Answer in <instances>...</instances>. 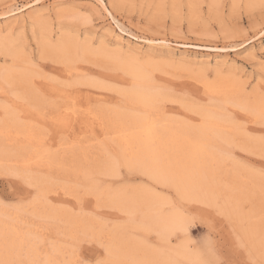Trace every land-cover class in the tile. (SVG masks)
Segmentation results:
<instances>
[{"label":"rangeland","instance_id":"1","mask_svg":"<svg viewBox=\"0 0 264 264\" xmlns=\"http://www.w3.org/2000/svg\"><path fill=\"white\" fill-rule=\"evenodd\" d=\"M102 1L116 15L118 26L110 17H104L96 0H0V42H3V46L0 45V71L11 67L28 74L27 82L15 79L11 84L0 78V146L9 150L24 148L19 132L27 129L39 137L48 152L56 154L57 164L51 168L50 187L63 189L67 182L75 180L87 183L92 176L73 177L70 167L72 163H79L92 169L93 162L104 159L105 149L115 151L116 145L106 133L104 121L98 118V107L121 105L124 99L117 91L129 89L132 83L111 64L108 53L118 54L122 60L135 58L139 63H150L159 68L153 75L156 85L167 95L161 103L166 117L191 124L200 122L199 115L189 119L185 107L195 111L200 108L222 111L230 117L233 122L230 137L228 141L219 142L223 164L218 174L231 181L232 178L224 174H231V163H235L240 167V175L248 173L264 186L261 175L264 153L259 146L264 127L256 118L240 119L241 107L238 105L242 99H259L264 84L261 67L264 64V32L261 31L264 0ZM29 4L32 10L27 7ZM241 4L245 5L243 14L239 7L233 8V5ZM12 5L20 9L11 11ZM36 13H42V16L34 25L31 18ZM53 18H56L55 28ZM57 29L61 30L62 38L58 32L53 41L51 37ZM66 40L87 45L92 54L84 59L77 51L68 60L62 54L45 50V43L54 45ZM163 41L169 42L170 46H164ZM88 80L106 89L85 84ZM224 80L234 86L233 99L229 102L224 101L223 94L208 93L203 87V83L215 85ZM8 111L14 114L13 121H8ZM69 116L71 120L74 116L79 117L80 122L63 130L61 142L53 118ZM80 116L91 118L92 124L82 123ZM79 146L86 149L85 153L75 151ZM256 187L254 183L246 182L244 190L247 199L255 203V213L260 215L262 190ZM158 191L163 197L173 195L170 189L159 188ZM62 197L64 200L53 202L68 200L64 195ZM13 211L16 210H8ZM19 212L24 221L23 228L29 227L35 234L30 218L23 210ZM109 218L122 221L114 226L129 221L128 216H122L120 212H112ZM129 234L145 237L152 246L158 243L154 234L134 229L129 230Z\"/></svg>","mask_w":264,"mask_h":264},{"label":"snow or ice","instance_id":"2","mask_svg":"<svg viewBox=\"0 0 264 264\" xmlns=\"http://www.w3.org/2000/svg\"><path fill=\"white\" fill-rule=\"evenodd\" d=\"M27 7L32 10V5ZM237 7L243 14L245 5H233L234 9ZM41 16L42 13H36L31 18L34 25ZM52 23L55 28L56 18ZM63 27L61 23V29ZM261 31L264 32V24ZM58 32L62 38L61 30L57 29L51 37L53 41ZM261 67L264 71V64ZM258 104V111L242 107L239 118H256L264 127V84ZM185 111L189 119L199 115L187 107ZM53 124L63 142L62 132L71 124V117L53 118ZM260 150L264 153V136ZM261 175L264 176V169ZM46 179L47 173L19 163L0 161V208L23 210L35 231L28 245L27 258H12L13 236L5 232L2 237L5 255L0 258V264H264V188L257 254L254 232L248 226L255 208L253 200L234 199L203 187H189L175 175L141 167L119 152L107 153L100 170L87 183L70 181L61 189L49 187ZM159 188L170 189L173 195L164 197L167 205L158 214L155 226L148 229L158 237V243L150 247L166 248L176 253V258L166 261L127 259L120 254L123 245L118 244L111 231L114 224L122 221H114L109 216L112 212L130 215L123 204L126 195L139 192L158 198ZM61 194L68 200L54 203L52 197ZM61 210L76 218H90L92 223L80 226L66 221L57 216ZM57 225H67L71 236Z\"/></svg>","mask_w":264,"mask_h":264},{"label":"bare ground","instance_id":"3","mask_svg":"<svg viewBox=\"0 0 264 264\" xmlns=\"http://www.w3.org/2000/svg\"><path fill=\"white\" fill-rule=\"evenodd\" d=\"M96 1L99 3V9L104 17H110L111 21L118 26L119 21L116 15L108 9L102 0ZM14 6H11V11L20 9L19 7L14 8ZM107 33L109 34V32ZM162 44L170 46L167 41H163ZM0 45L3 46V42H0ZM214 48L217 49L216 46ZM221 49H224V47ZM45 50L62 54L68 60L73 55H76L77 51L80 52V57L84 59H87V56L92 54L87 45H79L77 41L73 40L60 41L54 45L45 43ZM108 56L111 58L113 67L122 71L132 82H130L131 86L129 89L117 91L124 99L121 105L104 109L103 107H98V118L104 121V129L110 135L111 141L116 145L114 152H119L121 156L127 157L128 160L149 170L173 174L189 187H203L225 196H232L234 199H247V191L244 190L246 182L254 183L260 190L264 188L262 183L259 182L260 180L254 176L248 173L240 175L242 173L240 172L241 170L239 171L240 167L235 163H231V174L223 173L225 177L229 176L232 178L231 181H228L227 178L225 180L222 179L218 174L223 164L219 142L228 141L230 137L233 127L230 117L226 116L222 111L216 112L217 110L210 111L211 109L200 108L196 110L200 116V122L198 123L191 124L184 120L170 119L164 115L163 106L161 105L167 95L156 85V78L153 75V71L159 70V68L150 63H139L135 58L122 60L118 58V54L110 53H108ZM0 78L3 82L11 84L14 83L15 79L27 82L28 74L24 71L16 70V68L8 67L0 71ZM80 82L82 83V81ZM80 82L78 81V83ZM85 84L94 88L106 89L101 84L90 80L87 83L85 82ZM203 87L208 93L223 94L225 102L231 101L233 99L232 94L235 92L233 91L234 86L229 82H225V80L223 82L218 81V84L215 85L203 83ZM258 101L259 99L252 101L242 99L238 105L241 108H254L258 111ZM11 114L9 112L8 121H13L12 116L14 114ZM80 120H83L82 123L85 124L91 123V118L88 117L83 118L80 116ZM77 121H79V117H72L70 126H73V123ZM15 132L17 133V130ZM19 133L22 134L25 144L24 148H12L9 150L4 146H0V161L7 160L11 163H19L29 166L33 170L47 173L48 179L45 180V183L50 187L51 179L53 178L50 174L51 168L57 164L55 163L56 154L48 152L49 150L47 151L42 142H39V137L34 135V132L31 133L27 129H21ZM73 148L75 149V147ZM75 151L85 153L86 149L79 146ZM103 152L104 154L109 153L107 149ZM73 153L76 154V152ZM84 158L86 159V156ZM101 162L97 160L95 163L93 162L92 169L84 168L79 163H74V165L72 163L73 166L71 165L70 167L71 174L76 178L78 176L89 178L100 170ZM243 178L247 181L244 182ZM62 196L63 194L53 196L52 200H64ZM123 204L130 213L128 215V223L111 227L118 244L123 245L119 249L120 254L131 260L166 261L175 259L176 253H172L163 247H150L145 237H134L129 234L131 229L146 234L149 233L148 229L155 226L158 214L167 205L164 197L160 196L157 198L148 193H130L123 198ZM57 216L63 217L66 221L77 223L80 226L92 223L90 218H76L66 211H59ZM23 222L19 211L10 213L8 210L0 208V258L5 255L2 243V237L5 232L11 233L13 236L14 247L10 254L12 258H27L28 245L34 239L33 235L35 234L32 233L29 227L23 228ZM249 222H251L249 228L254 232V251L259 252L260 223L259 215L255 213V210H253ZM63 227L62 229H67L70 237V228L67 225Z\"/></svg>","mask_w":264,"mask_h":264}]
</instances>
